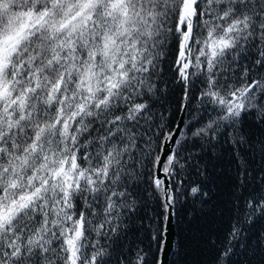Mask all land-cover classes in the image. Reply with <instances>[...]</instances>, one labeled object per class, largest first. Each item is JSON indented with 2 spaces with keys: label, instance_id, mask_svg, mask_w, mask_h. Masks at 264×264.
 Returning <instances> with one entry per match:
<instances>
[{
  "label": "snow or ice",
  "instance_id": "obj_1",
  "mask_svg": "<svg viewBox=\"0 0 264 264\" xmlns=\"http://www.w3.org/2000/svg\"><path fill=\"white\" fill-rule=\"evenodd\" d=\"M0 264H264V0H0Z\"/></svg>",
  "mask_w": 264,
  "mask_h": 264
},
{
  "label": "trees",
  "instance_id": "obj_2",
  "mask_svg": "<svg viewBox=\"0 0 264 264\" xmlns=\"http://www.w3.org/2000/svg\"><path fill=\"white\" fill-rule=\"evenodd\" d=\"M176 231H177V233H180V229L179 228ZM192 231H193V229L189 228L187 232L183 233V235L185 237H190L192 235Z\"/></svg>",
  "mask_w": 264,
  "mask_h": 264
}]
</instances>
